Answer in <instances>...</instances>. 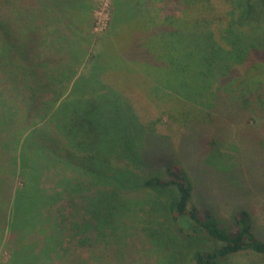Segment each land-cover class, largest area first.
<instances>
[{"label":"trees","instance_id":"obj_1","mask_svg":"<svg viewBox=\"0 0 264 264\" xmlns=\"http://www.w3.org/2000/svg\"><path fill=\"white\" fill-rule=\"evenodd\" d=\"M17 3L8 4L16 17L25 12L17 25L0 17V252L10 250L6 261L0 254V264H62L65 256V264H75L72 248L118 259L123 222L140 208L129 191L162 198V206L145 211L153 220L142 228L165 257L162 264H233L244 252L264 258V238L249 210L224 219L199 205L195 181L178 157L160 151L157 169L148 168L154 155L130 158L129 150L111 144L106 129L94 126L90 111L100 103L87 98L93 89L103 96L138 89L152 106L168 107L172 125L226 128L230 121L215 113L223 94L230 108L264 125V0H113L100 40L95 0ZM173 3L178 10L167 12L165 5ZM111 32L108 41L104 36ZM115 42L149 56L118 52ZM171 54L187 62L189 77L201 71L208 98L188 99L177 80L176 90L164 82ZM124 70L148 76L149 90L118 83L112 90L108 80ZM80 81L86 87L70 103ZM175 97L190 104L178 108ZM216 131L222 135L210 142L214 154L226 140L224 131ZM47 176L53 187L43 182Z\"/></svg>","mask_w":264,"mask_h":264},{"label":"rangeland","instance_id":"obj_2","mask_svg":"<svg viewBox=\"0 0 264 264\" xmlns=\"http://www.w3.org/2000/svg\"><path fill=\"white\" fill-rule=\"evenodd\" d=\"M112 1L95 0L96 40H100V37L109 28L113 14ZM9 3L20 7L17 0H0V17L14 18L17 25L21 18H25V12L22 13V16L16 17L17 14L13 13L12 6L9 8ZM165 7L167 12L178 10V4L175 3L167 4ZM114 32L106 34L105 39L113 37ZM108 41L113 40L109 38ZM114 44L113 47L118 48V52L124 51L128 55L131 52L125 50L126 47L120 46V42V45L117 42ZM104 52L109 58L110 53ZM130 56L141 59L149 55L145 51L135 49L130 53ZM253 56L257 57L258 55ZM123 58L125 59V57ZM169 59L167 78L163 76L164 82L167 81L176 90L174 82L177 80L180 83L179 94L188 99L199 101L209 97L207 95L211 89L206 82H203L201 71L197 70L194 72L195 75L189 77L190 73L184 70L187 62L180 61L173 54L169 56ZM57 61H61V58H58ZM155 66L159 67V65ZM126 71H122L121 78L108 80V84H110L108 86L112 89V83H118L119 88L142 84L145 91L149 90L150 81L146 79L148 76H128ZM84 87L86 85L80 81L74 92ZM120 91L116 90L117 95L109 91L104 96L100 94L99 96L95 94V92L97 93L96 89H93L91 92L94 93L87 97L88 99H97L100 103V109L90 111L91 121L96 128L107 130L111 144L129 150L130 155L128 156L137 161L154 155L148 168L161 167L162 162L156 160L161 157L160 151L168 153V157H178L195 181L194 200L199 205L211 207L217 215L224 219H230L233 213L240 209L249 210L255 220L256 232L264 238V125L259 124L261 122L255 124L247 119V116L241 111L230 108L224 95L221 94L215 113L228 119L231 124L226 128L216 124V126L212 125L213 127L190 126L188 129H184L176 124H171L173 122L167 117L168 107L166 110H162L166 107L163 104L160 107L152 106L140 90L134 89L133 93H130V90L122 93ZM175 98L178 108L190 104L181 100L186 98ZM79 99L80 95L76 92L69 100L71 103L77 102ZM112 101L117 102L110 105ZM130 101L133 106H130ZM94 103L96 107V101H91L90 107ZM185 112L187 111L185 110ZM219 129L224 131L223 135L226 136V140L220 143L221 147L214 154L215 149L211 148L210 142L216 135H222L216 131ZM50 176H54L53 172ZM43 182L50 187L54 186L53 180L50 181L48 176L44 178ZM17 185L22 186L19 182ZM55 192L49 191L50 194ZM129 194L132 201L140 206L138 209L142 211L132 210L128 214L131 220L126 219L125 223L123 222L124 233L120 235L121 242L118 243L120 244L117 253L118 259H115L113 254H109L106 258L109 261H107L103 260L102 254L96 250L72 248L76 251L72 257L75 264H162L165 257L161 256V251H157L154 244L146 240L142 232V228L145 227L144 223L153 220L150 218V213L145 214V211L151 212L150 206L157 209L162 206V198L151 193L149 195L146 191H129ZM3 248L0 252L1 260L6 261L10 257V250L8 247ZM101 249H105L103 244L100 245ZM97 256H99V261L94 258ZM68 259L69 256L63 257L64 262ZM64 262L62 264H65ZM231 262L233 264H264V258L251 252H244L234 256Z\"/></svg>","mask_w":264,"mask_h":264},{"label":"crops","instance_id":"obj_3","mask_svg":"<svg viewBox=\"0 0 264 264\" xmlns=\"http://www.w3.org/2000/svg\"><path fill=\"white\" fill-rule=\"evenodd\" d=\"M129 2L131 1V0H128Z\"/></svg>","mask_w":264,"mask_h":264},{"label":"built area","instance_id":"obj_4","mask_svg":"<svg viewBox=\"0 0 264 264\" xmlns=\"http://www.w3.org/2000/svg\"><path fill=\"white\" fill-rule=\"evenodd\" d=\"M97 28V27H96Z\"/></svg>","mask_w":264,"mask_h":264}]
</instances>
